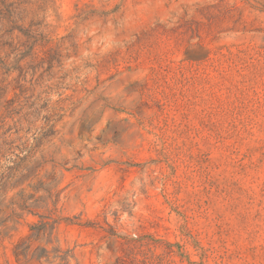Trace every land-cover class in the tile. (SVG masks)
Returning <instances> with one entry per match:
<instances>
[{"label":"rangeland","instance_id":"rangeland-1","mask_svg":"<svg viewBox=\"0 0 264 264\" xmlns=\"http://www.w3.org/2000/svg\"><path fill=\"white\" fill-rule=\"evenodd\" d=\"M136 236L144 264H264V0H0V264Z\"/></svg>","mask_w":264,"mask_h":264},{"label":"trees","instance_id":"trees-1","mask_svg":"<svg viewBox=\"0 0 264 264\" xmlns=\"http://www.w3.org/2000/svg\"><path fill=\"white\" fill-rule=\"evenodd\" d=\"M25 207L24 209H26ZM58 220H55L54 223L56 224ZM54 225V224H53ZM84 226H91L90 223L82 224ZM54 230V227L50 223V221L41 222L39 224H32L30 225V235L21 240L18 244L14 247V255L16 258L25 257L31 253V244L26 245L27 241H31L32 239H40L41 237H51V234ZM144 237H138L131 239H126L124 245L128 246L129 250L125 252V255L122 257L117 258L114 264H144L145 261H138V244L140 247L150 245V244H157L160 241L158 239L152 237H146L148 239L147 243H143ZM33 258H37L38 260L46 259L48 260V252L46 249L42 250V253L34 252L32 254ZM62 261L66 260L65 255L59 257Z\"/></svg>","mask_w":264,"mask_h":264}]
</instances>
